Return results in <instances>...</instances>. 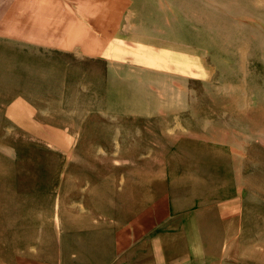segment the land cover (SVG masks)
<instances>
[{"label":"rangeland","instance_id":"1","mask_svg":"<svg viewBox=\"0 0 264 264\" xmlns=\"http://www.w3.org/2000/svg\"><path fill=\"white\" fill-rule=\"evenodd\" d=\"M30 1L0 0V264H264V0L72 31Z\"/></svg>","mask_w":264,"mask_h":264},{"label":"crops","instance_id":"2","mask_svg":"<svg viewBox=\"0 0 264 264\" xmlns=\"http://www.w3.org/2000/svg\"><path fill=\"white\" fill-rule=\"evenodd\" d=\"M123 1L124 0H100V4L98 5V10H99V6L101 8L100 12L98 13V20H97V24L99 25L100 28V24H105V25H109L111 22V29L115 30L116 28V16L121 14V11L119 9V6L123 5ZM45 2V3H44ZM76 2V4H75ZM73 1V5H64L62 3V1L60 0H33L30 1V3H34L35 7L40 6L39 8H41L42 6H47L50 8L49 13H43V12H36V26H35V30H39V29H43L44 27H39V25L45 24V31L46 30H63V31H72V30H77L78 28H76L75 24L76 22H83L86 23L87 20V15L86 14V7H90V3L91 0H78V1ZM28 6V5H26ZM66 6V7H65ZM30 8H32V6H28ZM117 7V12H112L115 11L114 9L112 10V8ZM85 15V18L83 17L81 20V16ZM50 18V19H48ZM67 19V20H66ZM89 22L90 19L88 18ZM23 25L22 20L20 21V26ZM10 27V26H9ZM34 29V28H32ZM104 29H106V27H104ZM111 29H108L109 31H112ZM107 30L106 32L104 31V35L100 34L98 36L99 39V46H100V54L105 55L104 59H108L109 57H107L109 54L107 51V41H103V38L106 40L108 37L107 34ZM114 36V35H113ZM112 36V37H113ZM40 40H41V36H39ZM45 38V37H44ZM69 38V37H68ZM51 44H55L53 42H51ZM57 45V44H55ZM104 49V51H103ZM109 53V54H108ZM117 58V57H115ZM162 237H153V242H154V258L152 261V264H176V263H172V262H167L166 260V254L164 251V246H163V242H162Z\"/></svg>","mask_w":264,"mask_h":264}]
</instances>
